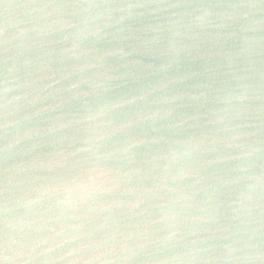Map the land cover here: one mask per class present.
Wrapping results in <instances>:
<instances>
[{
  "label": "water",
  "instance_id": "water-1",
  "mask_svg": "<svg viewBox=\"0 0 264 264\" xmlns=\"http://www.w3.org/2000/svg\"><path fill=\"white\" fill-rule=\"evenodd\" d=\"M0 264H264V0H0Z\"/></svg>",
  "mask_w": 264,
  "mask_h": 264
}]
</instances>
